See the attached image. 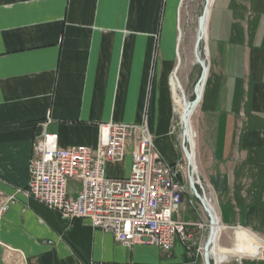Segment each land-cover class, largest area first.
Returning <instances> with one entry per match:
<instances>
[{
	"label": "crops",
	"instance_id": "crops-1",
	"mask_svg": "<svg viewBox=\"0 0 264 264\" xmlns=\"http://www.w3.org/2000/svg\"><path fill=\"white\" fill-rule=\"evenodd\" d=\"M180 1L0 0V205L15 199L0 212V264H201L180 240L170 251L123 246L23 191L43 130L57 133L61 147H95L99 123H137L146 113L158 151L169 163L178 159L168 85L181 69V62L173 68ZM204 35L213 63L187 118V141L224 226L217 221L216 241L227 248L237 242L232 230L264 240V0H212ZM130 166L128 149L121 162L107 163V174L126 177ZM80 189L68 180L69 195ZM190 199L186 191L175 219L205 218ZM187 230L205 244L206 230ZM225 262L264 264V255Z\"/></svg>",
	"mask_w": 264,
	"mask_h": 264
},
{
	"label": "built area",
	"instance_id": "built-area-1",
	"mask_svg": "<svg viewBox=\"0 0 264 264\" xmlns=\"http://www.w3.org/2000/svg\"><path fill=\"white\" fill-rule=\"evenodd\" d=\"M186 145L189 157L182 145L179 160L165 161L156 148L146 113L137 123H99L95 147H61L57 133L43 130L33 140L29 181L23 191L65 219H87L93 228L112 233L123 246L141 242L170 251L174 242L180 240L190 252L201 256V264H205L204 245L194 243L187 229L193 225L198 230H206L208 238L213 217L224 226L207 198L205 183L188 142ZM128 149L131 154L128 176H109L107 163L121 162ZM71 179L81 183L76 195L67 193ZM186 191L191 202L198 200L203 206V220L184 222L173 217ZM14 201L13 196L5 198L0 212H5ZM232 228L240 229L239 226ZM262 250L264 255V247Z\"/></svg>",
	"mask_w": 264,
	"mask_h": 264
},
{
	"label": "rangeland",
	"instance_id": "rangeland-1",
	"mask_svg": "<svg viewBox=\"0 0 264 264\" xmlns=\"http://www.w3.org/2000/svg\"><path fill=\"white\" fill-rule=\"evenodd\" d=\"M204 4H205V0H181L179 4L180 6L179 31L181 35H180V39H178L179 41L178 51L180 53L179 55H177V60H176V54H175V58L173 60V68L175 66V62L177 64L181 62V69L180 71H178V73L176 71L172 72L170 76V80H169V85H168V95H169V102H170L169 132L171 136L173 137V139L175 140V148L179 154V157L177 160H179L182 157V138L183 136H182L181 118L175 112V108H174V103H175L174 89L178 90L185 105L187 104L188 100L191 101L194 99V86L201 72V67L197 63V60L195 58L194 47H195L196 35H198V28H197L198 17L202 13ZM208 46H209V51H210L209 40H208ZM198 47L200 49V55H201L200 59L207 66V70H208L209 65H210V70H211L212 63H213V56L210 51V60L208 59L209 55H208L205 35H204V38L201 40L200 45ZM205 75L207 76V74ZM206 76L204 77L201 83V86H203ZM195 118H196V113H194L192 117L193 124L196 123ZM161 157L165 160V158L162 155ZM226 232L227 230L223 229L222 233H226ZM237 232L232 230L231 234L236 236ZM206 236H207V232H206ZM232 245L233 244H231L230 246ZM224 264H227V263L225 262Z\"/></svg>",
	"mask_w": 264,
	"mask_h": 264
},
{
	"label": "bare ground",
	"instance_id": "bare-ground-1",
	"mask_svg": "<svg viewBox=\"0 0 264 264\" xmlns=\"http://www.w3.org/2000/svg\"><path fill=\"white\" fill-rule=\"evenodd\" d=\"M210 2H211V0H208V2L206 4L205 16H206ZM204 6H205V4H204ZM204 22H205V19H204ZM198 34L202 35V39L204 38V30H203V32L198 31ZM197 56H199V58H201L199 47L195 51L196 60H197ZM206 72H207V66L205 65V70H204V74H203V77H202L201 82H200V86L197 88V91H196V93L198 95V99L201 95V83L205 77ZM174 91H175V93H174L175 112L181 118V116L184 113L190 112V111L188 112L186 110V106H187L188 102L185 105V103L183 102L178 90L174 89ZM181 122H182V120H181ZM182 126L184 127L183 122H182ZM185 130H186L185 136L187 138V134H188L187 120H186ZM212 228H213V230H212V234H211V244H210V249H209V257H208L210 264H222L224 261H226L231 256L243 257V256H260V255L262 256L263 255L262 248L264 247V240L260 236H258L257 234L250 232V231L239 230L237 232L238 233L237 242H235L230 247L220 248L218 246L217 241H216V238H217V221L214 217H213Z\"/></svg>",
	"mask_w": 264,
	"mask_h": 264
},
{
	"label": "water",
	"instance_id": "water-1",
	"mask_svg": "<svg viewBox=\"0 0 264 264\" xmlns=\"http://www.w3.org/2000/svg\"><path fill=\"white\" fill-rule=\"evenodd\" d=\"M208 0H205V6H203V10H202V13L200 14V16L198 17V25H197V28H198V31H202L204 30V19H205V9H206V4H207ZM201 39H202V35L198 34L196 35V40H195V51L197 50L198 46L200 45V42H201ZM197 63L200 65L201 67V72H200V76L194 86V99L193 100H188V104L186 106V110L189 112L193 109V107L196 105L197 101H198V95L196 93L197 91V88L200 86V82H201V79L203 77V74H204V70H205V64L204 62L199 58V56H197ZM185 110V111H186ZM188 113H184L182 116H181V120L182 122L184 123V127L182 126V145H183V148L185 150V153H186V156L189 157V151L187 149V138L185 136V133H186V130H185V127H186V120H187V115ZM191 186L193 188V190L196 192V188L195 186L191 183ZM212 230L213 228L210 229V234L203 246V259H204V263L205 264H210V261H209V249H210V244H211V234H212Z\"/></svg>",
	"mask_w": 264,
	"mask_h": 264
},
{
	"label": "clouds",
	"instance_id": "clouds-1",
	"mask_svg": "<svg viewBox=\"0 0 264 264\" xmlns=\"http://www.w3.org/2000/svg\"><path fill=\"white\" fill-rule=\"evenodd\" d=\"M245 231H247V230L245 229Z\"/></svg>",
	"mask_w": 264,
	"mask_h": 264
}]
</instances>
